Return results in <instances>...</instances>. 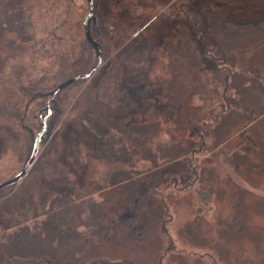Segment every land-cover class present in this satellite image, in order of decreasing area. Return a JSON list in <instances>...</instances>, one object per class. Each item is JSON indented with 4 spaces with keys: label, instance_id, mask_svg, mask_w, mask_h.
I'll use <instances>...</instances> for the list:
<instances>
[{
    "label": "rangeland",
    "instance_id": "obj_1",
    "mask_svg": "<svg viewBox=\"0 0 264 264\" xmlns=\"http://www.w3.org/2000/svg\"><path fill=\"white\" fill-rule=\"evenodd\" d=\"M129 1L94 0L88 27L99 68L107 59L134 66L131 53L141 58L135 83L148 81L147 94L108 75L98 92L111 104L94 99L98 68L59 92L52 109L48 98L34 163L0 190V264H264V26L234 25L264 18V0H143L148 9ZM89 10V0H0V93L4 82L26 90L31 69L57 53L54 36L65 53L76 52L64 63L71 71L90 53L89 72L98 59L84 28ZM110 15L123 22L111 28ZM226 80L230 106L221 111L214 87L222 92ZM27 103L33 125L35 104ZM95 110L113 116L123 139L113 161L78 139L80 117ZM27 123L5 138L0 182L24 167L44 126L39 120L40 130L27 131ZM171 168L176 177L166 180Z\"/></svg>",
    "mask_w": 264,
    "mask_h": 264
},
{
    "label": "trees",
    "instance_id": "obj_2",
    "mask_svg": "<svg viewBox=\"0 0 264 264\" xmlns=\"http://www.w3.org/2000/svg\"><path fill=\"white\" fill-rule=\"evenodd\" d=\"M119 1H121L122 3L125 2V0H119ZM141 2H143V0H139V2L137 0H130L128 7L131 8L136 3L140 7H144L146 9H148L147 7H152L150 5H143ZM49 5L51 4L49 3ZM73 9L76 12H79V9L77 7H73ZM135 12H132L131 14L135 15ZM53 15L51 16V18H53L54 21L59 20V15H56L55 17H53ZM109 18L111 20L110 21L111 28H112V24L114 26H117V24L123 22V16L118 21L116 20L114 15H110ZM133 19L134 18L132 17L131 22ZM260 23H264V18L256 19L255 17V19H250L249 21L236 22L234 23V25H236L237 31H245V30L260 28L264 26V24L260 25ZM103 29L106 33L108 32V28L103 27ZM116 31H118L119 34L121 32L120 30H116ZM54 38L55 36L52 37L53 39L52 41L54 44L60 43V45H56V44L52 45L53 47L52 52L56 50L57 53L50 54L53 57L50 58L49 61H47L46 66L42 67L41 70H38V68L36 67L31 69V79L29 78L28 80L29 88L27 87L28 86L27 85L26 90H24L22 87L14 85L11 82H4V84L2 85V91L0 93V143L3 142L4 144L3 147L0 149V155L4 154L6 151L5 138H7V135L8 134H11L10 136L17 135V133L15 132V126H19L21 129H23L27 121L28 123L31 124V116H30L31 108L29 112H27L28 99L29 101H31V103L35 104L34 114H33L34 115L33 118L35 121H33V125L31 124L29 127L27 126L25 130L29 131L30 129L31 130L33 129L35 132H37L38 130L41 129L40 128L41 124L39 123V120L40 121L43 120L42 117L44 113H46L45 106L47 105V100L50 97L51 91L58 84L65 81L68 77L87 72L88 69L90 68L89 67L87 69L88 63L90 62L92 65V63H94L95 61L93 60L89 52L82 53V56L79 58L82 61V63L78 67L79 70L71 71L72 70L71 66H68L67 68V66H65L64 63L65 60H67L68 63L69 61L71 62L76 52L74 53L73 51L71 52L70 50H68L65 53L62 49L61 41ZM44 41H45L44 37L40 39H36V42H44ZM208 44L214 45L209 41ZM24 48L25 46L22 47V49ZM215 48L217 49V46H215L214 49ZM16 49L17 48H13L9 52L8 63L6 64L5 67H9V64H12V62L15 60ZM46 50H48V48ZM91 50L93 51V49ZM35 52L39 57L41 51L38 48H36ZM46 57H44V59ZM129 62L130 63L135 62V65L134 66H132L133 64L129 65L123 60L113 62L112 59H107L106 61H103L101 67L90 78V80L93 78L92 85L99 88L97 89L95 87H92L94 92V96H93L94 99L97 100L100 99L102 102H108L109 104H111V100L108 98V95L105 94L103 96L100 95L98 92L100 89L101 90L105 89L106 76L108 75H109V81L118 80L119 83H117L116 86L119 88H126L130 84L129 89L132 90L133 88L132 84H133L134 87L137 89L141 87L143 91L147 94V92L145 91L146 88L144 87L148 85V81L142 83L141 85L135 83L136 81H138L135 80V77L137 76L136 64H141V58L136 57L131 53L129 54ZM25 72L26 69H23L22 67L19 69H15L13 71V75L15 76L16 79L22 80ZM75 82L76 83L81 82V79ZM227 82L228 80L225 81V83ZM216 83L217 81L214 82V84ZM66 89L68 88L65 87L64 89H62L59 94L64 93ZM30 92L31 94H29ZM150 92L151 95H153L154 90H151ZM216 92H217V86L214 87V93ZM134 96H137V92H135ZM143 100L144 98L141 101ZM53 104H54V100H52L50 103L51 109ZM111 117L113 116L108 112L98 110L97 112L85 111L83 112L82 116L79 119L78 125L83 130V132H82V136L79 137L78 139L80 140V138H82V142L84 145L93 144L94 147H97L99 149L100 153L103 156L115 155L118 152L119 147L121 145H124L122 137H119L117 134H115V127H113L112 120H110ZM121 136L123 135L121 134ZM170 160H172V158L168 159V161ZM157 186H160V184H158ZM65 224L66 221L63 220L61 225H65Z\"/></svg>",
    "mask_w": 264,
    "mask_h": 264
},
{
    "label": "water",
    "instance_id": "obj_3",
    "mask_svg": "<svg viewBox=\"0 0 264 264\" xmlns=\"http://www.w3.org/2000/svg\"><path fill=\"white\" fill-rule=\"evenodd\" d=\"M90 3V10L87 14V16L85 17L84 20V28H85V33L87 36V39L91 42V44L93 45V47L96 50V54H97V62L96 64L91 68V70L87 73H82V74H77L75 76H72L68 79H66L65 81L61 82L60 84H58L52 91L50 94V98H49V102L47 107H50L51 101L56 97V95L65 87H67L68 85L72 84L74 81L79 80V79H88L92 76V74L99 68L101 62H102V55H101V51L99 49L98 43L91 37V34L89 32V27H88V20L89 18L94 14V0H89ZM51 111L49 109L48 114L44 117L43 119V128L41 129V131L38 133V135L36 136L35 139V143H34V147L32 150V153L28 159V161L26 162V164L24 165V167L15 175H13L12 177L0 182V190L8 185L14 184L17 181H19L22 177H24L27 173L28 170L30 169V167L32 166V164L34 163L37 153L39 151V145H40V141H41V137L43 135V133L45 132L46 126H47V119L48 116L50 115Z\"/></svg>",
    "mask_w": 264,
    "mask_h": 264
},
{
    "label": "flooded vegetation",
    "instance_id": "obj_4",
    "mask_svg": "<svg viewBox=\"0 0 264 264\" xmlns=\"http://www.w3.org/2000/svg\"><path fill=\"white\" fill-rule=\"evenodd\" d=\"M213 84V83H212ZM228 86H229V84H228V82L227 83H225L224 84V86L222 87V92L221 91H219V90H217V92L215 93V96L217 97V98H219L220 99V101H218V105L216 106V108L215 109H220L221 111H223L225 108L222 106V104H224V102L226 103V104H228V107H227V110L229 109V101H227L226 99H225V95H226V91H227V88H228ZM211 89V88H210ZM210 89H208V91H210ZM223 93L225 94V95H223ZM207 102H208V100H207ZM214 111V110H213ZM205 130H202L201 131V133H203ZM81 145H84L83 143L81 144ZM88 145V144H87ZM92 146H93V144H91ZM93 148L95 149V150H97V151H99V149L97 148V147H94L93 146ZM196 151H198V149H196V147L195 146H192V150H190V152L189 151H187V152H185V154H184V156H186L187 154H190V157H189V159H190V161H191V154H194L195 155V152ZM100 156H103L101 153H100ZM113 156H115V155H113ZM113 156H105V157H107V159H104V160H112V159H109V158H112ZM163 157V156H162ZM168 157H171V156H168ZM181 157V156H180ZM180 157H176L175 156V158L173 159L172 158V160H174L173 162H175L176 160L175 159H178V158H180ZM168 159H170V158H168ZM168 159H166L164 162L165 163H168L169 161H168ZM103 161V160H102ZM113 161V160H112ZM171 161V160H170ZM158 168L159 169H162L163 168V166H158ZM198 168V166H196L194 163L192 164V169H190V171H189V173H188V178H191L192 177V179H193V181L195 182L196 180H198L199 179V174H198V172H197V169ZM115 171H116V169L114 170V173H115ZM170 174L171 175H168L167 176V178H166V180L169 178V177H176V175H175V171H174V169L173 168H171V171H170ZM112 178V177H111ZM186 180H187V178H186ZM160 182H158L157 184H159ZM163 187H166V186H170V185H174L173 184V181H169V182H166V183H162L161 184ZM161 189V187L159 188V190ZM63 226V225H62Z\"/></svg>",
    "mask_w": 264,
    "mask_h": 264
}]
</instances>
